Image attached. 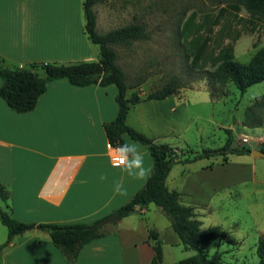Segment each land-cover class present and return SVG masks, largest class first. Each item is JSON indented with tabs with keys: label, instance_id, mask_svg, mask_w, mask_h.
I'll return each instance as SVG.
<instances>
[{
	"label": "crops",
	"instance_id": "obj_1",
	"mask_svg": "<svg viewBox=\"0 0 264 264\" xmlns=\"http://www.w3.org/2000/svg\"><path fill=\"white\" fill-rule=\"evenodd\" d=\"M134 1L99 0L94 3L95 31L104 34L129 24L130 4ZM81 5L82 0H0V58L3 65L27 67L31 64L96 61L98 48L87 40L82 30ZM228 14L232 18V14ZM225 27L228 32V24ZM244 35L240 34L232 43L234 60L235 48ZM261 35H264V28H261L258 42ZM247 36V48L253 50L252 54L264 45L258 46L251 34ZM226 43L228 40L224 39L223 44ZM127 91L126 97H129L133 91ZM142 94L138 93V96L142 98ZM115 95L114 85L75 87L58 79L46 84L45 91L29 112L16 113L0 99V184L9 193L7 201L0 200V209L24 224L90 226L113 213L140 189L145 180H133L114 167L115 148L109 146L103 132V124L116 116ZM212 104L215 101L203 80L191 88L181 87L176 95L163 100L136 103L127 113L125 123L152 138L154 143L172 148L177 155L185 151L195 152L193 147L197 146L194 145L203 139L205 130L212 128L210 126L223 129L225 134L226 131L234 132L233 126L224 128L198 110H190L194 106ZM242 118L243 111L236 125L251 134H264V126H241ZM192 128L194 140L188 136ZM259 130L262 132H257ZM122 140L124 143L135 142L125 134ZM135 143L144 154L145 165L151 168L148 151L140 143ZM197 161L174 165L164 186L168 191L181 193L180 204L192 206L199 221L203 213L199 207L205 209L207 206L196 203V190L202 183L201 172L211 171L212 167L204 165L193 169ZM101 173L108 175L107 181L99 180ZM121 179L127 194L114 195L113 182ZM150 205L136 208L126 217L100 227L103 236L85 244L71 264H149L153 251L148 231L157 234L161 264H178L180 260L193 256L182 251L170 233L164 237L160 232L172 231L170 223L156 228L151 226L147 217L140 219L137 216L149 215ZM155 210L152 212H161L159 208ZM5 239L6 229L0 231V244ZM174 250H178L179 255L188 254L176 258ZM0 264L68 263L51 244L48 234L34 229L12 239L0 252Z\"/></svg>",
	"mask_w": 264,
	"mask_h": 264
},
{
	"label": "trees",
	"instance_id": "obj_2",
	"mask_svg": "<svg viewBox=\"0 0 264 264\" xmlns=\"http://www.w3.org/2000/svg\"><path fill=\"white\" fill-rule=\"evenodd\" d=\"M99 0H82L83 33L87 40L98 48L96 61L74 63H46L28 65L27 67H7L0 58V99L5 105L16 113L31 111L39 96L45 91L46 84L53 80L64 79L71 86L84 87L98 85L105 87L114 85L116 95L114 101L117 106L115 118L104 123L102 128L106 140L111 147L123 144L122 135L143 145L151 158V173L145 179L143 186L138 189L124 204L117 208L115 213L119 219L126 217L136 208H143L153 204L169 219L170 228L176 236L182 251H191L193 256L184 258L178 264H221V253L215 252L207 257L203 251L214 241H226V233L217 226L201 228L196 219L192 206L180 204L181 193L168 191L164 181L170 169L176 164L194 162L212 156H222L229 152L235 155L250 154V149L230 147L231 137L229 131L222 147L216 150H201L194 152L191 157H184V153L177 155L166 145L154 143L125 123L129 110L142 100H163L167 96L176 95L181 86L176 79H170L158 89L147 93L142 98L133 91L126 97L127 90L132 89L125 83L122 70L116 65V54L112 47H127L131 43L146 40L148 35L143 26L132 21L129 24L110 30L104 34L95 31V16L92 6ZM240 9L247 15L246 19L237 16ZM231 13L236 21L243 22L247 33L251 34L257 28L264 27V0H234L218 9L215 17L205 14L201 20L195 21L196 14L191 13L182 23L180 34L184 35L186 54L190 59L189 67L192 70L203 71V80L211 98L223 96L222 89L227 83L242 95L249 87L264 81V45L258 47L247 63H239L233 59L232 43L240 36L235 33L230 41L223 44L224 37L216 43V53H206L209 44L207 34L217 25L224 13ZM223 28V27H222ZM222 29H218L221 33ZM253 48L256 46L253 44ZM208 65L211 70L204 69ZM241 126L246 128H259L264 126V93L252 101L243 111ZM264 153V148L259 149ZM9 193L0 184V200L7 201ZM0 224L6 229V239L0 244V252L5 249L15 236L30 230H39L48 234L51 244L60 252L64 260L71 264L76 259L80 249L90 241L103 236L99 228L89 230L86 224H24L15 221L5 211L0 209ZM148 239L152 241L153 257L149 264H161L162 252L157 234L148 231ZM255 253L258 264H263L264 237L257 240Z\"/></svg>",
	"mask_w": 264,
	"mask_h": 264
},
{
	"label": "rangeland",
	"instance_id": "obj_3",
	"mask_svg": "<svg viewBox=\"0 0 264 264\" xmlns=\"http://www.w3.org/2000/svg\"><path fill=\"white\" fill-rule=\"evenodd\" d=\"M232 3L234 0H135L131 2L129 21L143 26L148 38L133 42L127 47H112L116 54L115 63L124 73L126 85L131 87L132 91L143 92L140 95L143 97L170 79H176L177 83L184 88H191L199 81H203V71L192 70L189 67L190 59L186 54L187 42H184V35L180 34L182 23L191 13L196 14L195 21L201 20L205 14L213 18L217 15L219 8ZM238 15L242 18L247 17L243 9H240ZM218 17L217 25L211 28V34H207L209 44L205 54L216 53V43L221 38L224 37L229 42L235 33H240L245 35L241 37L235 48V61L248 62L253 50L247 48L249 45L247 28L241 21L231 18L228 13ZM226 24H228V32ZM220 27L221 33L218 31ZM260 33L261 28L251 33L254 41L258 42ZM262 44H264V35H261L258 46ZM245 47L247 50H244ZM204 69L211 70L208 65H204ZM222 90L223 96L218 95L213 98L215 104L198 108L194 106L190 110H198L200 114L211 118L224 128L233 126L234 132L229 134L232 139L230 147L240 149L236 145L237 138L240 134L251 133L236 125L235 122L239 120L242 111L252 103L254 98L264 93V81L249 87L242 95L232 84L228 86L226 84ZM210 127L213 128V126ZM212 128H207L203 139L194 145L197 146L193 147L195 152L205 149L216 150L223 146L228 137L227 132L225 134L223 129ZM257 132L260 133L262 130ZM188 136L194 140V128L188 132ZM193 153L185 151L183 156L191 157ZM224 159L225 161L222 156H212L200 159L193 164V169L204 165L212 167L211 171L201 172L202 183L196 190V203H204L207 206L205 209L199 207V210L203 209L199 217L201 228L217 226L226 233L227 239L212 242L203 253L207 257L215 252L221 253V264H258L255 253L256 243L258 238L264 237V157L251 154L235 155L227 151L224 153ZM190 185L194 187L193 183ZM211 191L214 193L212 194ZM0 207H2L1 203ZM149 209L151 211L149 215L137 216L140 219L147 217L151 226L156 228H163L170 223L162 212H152L153 209L157 211L156 206L151 204ZM0 231H5L1 224ZM160 232L164 237L170 233L177 239L172 231ZM185 252L195 254L191 251ZM188 253L179 255L178 250H174L176 258L179 256L182 258Z\"/></svg>",
	"mask_w": 264,
	"mask_h": 264
},
{
	"label": "clouds",
	"instance_id": "obj_4",
	"mask_svg": "<svg viewBox=\"0 0 264 264\" xmlns=\"http://www.w3.org/2000/svg\"><path fill=\"white\" fill-rule=\"evenodd\" d=\"M117 156V163L114 167L120 168L126 175L133 180H145L151 173V168L145 165L144 154L135 142H126L119 144L114 149ZM99 180L105 182L108 180L106 173L99 175ZM114 195H126L127 189L124 187L123 180L113 182Z\"/></svg>",
	"mask_w": 264,
	"mask_h": 264
},
{
	"label": "built area",
	"instance_id": "obj_5",
	"mask_svg": "<svg viewBox=\"0 0 264 264\" xmlns=\"http://www.w3.org/2000/svg\"><path fill=\"white\" fill-rule=\"evenodd\" d=\"M236 145L239 147H247L259 150L264 148V134L240 135L236 140ZM113 155L115 157V163H117V156L114 150Z\"/></svg>",
	"mask_w": 264,
	"mask_h": 264
},
{
	"label": "water",
	"instance_id": "obj_6",
	"mask_svg": "<svg viewBox=\"0 0 264 264\" xmlns=\"http://www.w3.org/2000/svg\"><path fill=\"white\" fill-rule=\"evenodd\" d=\"M250 154L252 156L264 157V153H262L260 150H251ZM118 220H119L118 216L115 213H111L108 216H106V217L96 221L92 225H90L88 227V229L89 230H95V229H98V228L108 224V223L116 222Z\"/></svg>",
	"mask_w": 264,
	"mask_h": 264
}]
</instances>
